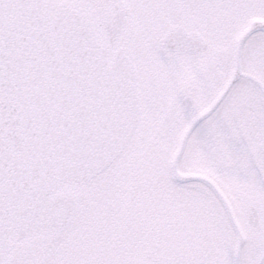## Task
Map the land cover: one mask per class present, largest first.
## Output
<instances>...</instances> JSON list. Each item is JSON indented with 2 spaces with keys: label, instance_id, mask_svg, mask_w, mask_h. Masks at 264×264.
Returning <instances> with one entry per match:
<instances>
[{
  "label": "snow or ice",
  "instance_id": "1",
  "mask_svg": "<svg viewBox=\"0 0 264 264\" xmlns=\"http://www.w3.org/2000/svg\"><path fill=\"white\" fill-rule=\"evenodd\" d=\"M0 264H264V0H0Z\"/></svg>",
  "mask_w": 264,
  "mask_h": 264
}]
</instances>
